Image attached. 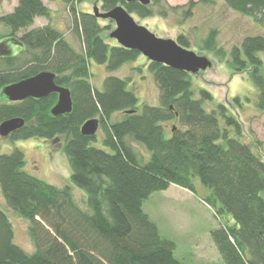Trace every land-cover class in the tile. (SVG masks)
I'll use <instances>...</instances> for the list:
<instances>
[{"label":"trees","instance_id":"16d2710c","mask_svg":"<svg viewBox=\"0 0 264 264\" xmlns=\"http://www.w3.org/2000/svg\"><path fill=\"white\" fill-rule=\"evenodd\" d=\"M94 1L103 12L122 6L140 19L167 18L178 11L188 19L198 4L211 2L189 0L184 6L173 7L160 6L161 0H149L146 5L127 0ZM221 1L229 10L264 25V0ZM61 2L68 9L71 30L82 51L52 25L30 28L36 18L48 20L51 16L42 0H18L12 12L0 16V23L9 28L7 35L0 36L6 38L0 42V93L42 71L54 73L55 84L70 91L72 110L52 116L58 97L55 93L10 103L0 94V124L11 118L24 119L20 129L0 138V146L2 139L65 137L70 179L85 192L88 210L77 206L68 185L56 188L26 171L22 151L0 155L3 202L27 222L26 233L35 247L34 252L26 253L15 244L13 225L0 208V264H183L174 257L175 244L160 236L142 205L153 192L170 185L196 194L195 179L211 190L202 200L213 208L215 216L230 215L233 222L227 225L221 221L210 233L223 263L264 264V161L248 143L229 135L231 128L240 135L238 120L220 103L207 111L204 103L213 104V98L202 90L195 99L188 73L149 60L146 69L160 90V106L141 104L129 88V78L107 76L102 90L94 87L91 61L114 72L141 55L104 39L107 28L100 25L101 19L79 8L91 0ZM206 35L196 42L200 49L219 60L228 57L227 66L235 73L248 72L257 89L256 107L264 114V63L259 56L264 53V36L244 37L227 56L216 44L217 30L211 28ZM8 41L20 47L18 54L11 53ZM176 42L186 49L191 45L184 33L178 34ZM96 118L103 135L100 142L107 151L92 146L97 143L96 135L80 133L87 120ZM171 121L178 125L167 131L166 124ZM129 141L144 146L150 154L148 161L140 160Z\"/></svg>","mask_w":264,"mask_h":264},{"label":"rangeland","instance_id":"374dc122","mask_svg":"<svg viewBox=\"0 0 264 264\" xmlns=\"http://www.w3.org/2000/svg\"><path fill=\"white\" fill-rule=\"evenodd\" d=\"M0 16L12 12L17 5L18 0H0ZM48 9H51V16L46 18H36L30 28L52 25L54 28L64 34V37L77 51H82V45L71 30V19L68 9L65 8L61 0H42ZM189 0H166L160 1V6L166 4L177 7L184 6ZM197 1V0H193ZM94 7L102 11L100 3L91 0V2L81 3L80 10L93 12ZM193 16L183 19L180 11L177 14L169 13L167 18L158 15L151 18L140 19L132 15L134 21L153 33L156 37L163 39H172L177 41L178 34L184 33L189 36L191 45L188 48L198 56L206 57L211 67L191 74V89L195 99L200 98L202 90L207 91L213 98V104L204 103V108L210 111L214 104L220 103L228 108L229 113L238 120L241 129L240 135H237L234 128L230 129L229 135L238 137L243 143H248L253 152L264 161V114L256 107L257 89L253 85L250 75L244 73H235L227 66V59L219 60L212 53L200 49V39L205 38L211 28L217 30V45L222 47L226 55L233 45L240 46L242 39L246 36L263 35L264 25L255 22L254 19L237 12L229 10L221 0H211L209 3L198 4L193 9ZM100 25L107 28L103 32L104 39L109 43L116 42L109 38V34L115 29V24L107 19H101ZM9 28L0 23V36H5ZM21 32L18 34L20 35ZM6 38L0 39L5 41ZM12 54H18L20 47L8 41ZM228 56V55H227ZM259 56L264 63V53ZM148 59L139 56L136 62H127L114 72H109L106 67L95 62L89 63V72H91L90 82L94 87L102 90L103 81L107 76L119 77L120 79L129 78V88L135 92L139 102L160 106L159 94L156 81L152 73L146 69ZM140 67V71L133 68ZM239 98V102L234 99ZM2 98H0V101ZM116 116V115H115ZM120 114L115 118L118 119ZM176 121L166 124L169 131L173 126H177ZM221 128L224 127L223 120L220 121ZM97 143L92 146L106 148L100 142L102 139L101 128L96 132ZM170 133H166L169 137ZM245 141V142H244ZM257 141V143H256ZM66 139L59 136L55 140L35 138L23 139L21 141L9 142L2 139L0 146V155L12 153L14 149L24 153L26 160L25 170L36 176L40 180L48 182L54 187H70L72 198L78 207L87 211V200L85 192L77 188L70 179L71 169L69 158L65 152ZM259 142V144H258ZM141 161H148L150 154L143 145L128 142ZM258 149V150H257ZM196 194L183 190L177 185H170L164 191L153 192L144 200L142 208L153 223L159 229V234L164 239H169L175 244L174 257L183 264H224L223 259L215 248L210 233L219 228L220 222L227 225L233 223L230 215L220 214L215 216V211L209 205H206L202 199L207 198L211 190L204 187L198 179H195ZM217 209L220 207L216 204ZM0 208L7 214L11 225H13L14 242L21 246L26 253L35 251L29 235H27V222L14 214L3 202L0 193Z\"/></svg>","mask_w":264,"mask_h":264},{"label":"water","instance_id":"95a60500","mask_svg":"<svg viewBox=\"0 0 264 264\" xmlns=\"http://www.w3.org/2000/svg\"><path fill=\"white\" fill-rule=\"evenodd\" d=\"M137 1L142 5L148 4L149 0H127ZM93 15L99 19H107L115 24V29L109 34V38L126 49L140 53L145 59L154 63H161L176 70H182L191 74L204 71L211 67L210 61L204 56H198L190 49L177 44L172 39L156 37L147 27L139 25L133 17L122 6H115L109 11H102L97 7L93 9ZM55 74L42 71L31 78L10 84L1 91V97L7 102H21L28 98L42 99L55 93L57 101L51 109L52 116H60L70 113L72 110L71 94L68 88L60 87L54 82ZM24 125V119L11 118L1 122L0 138L7 137L12 132ZM99 125L98 119L87 120L80 129L82 136H94Z\"/></svg>","mask_w":264,"mask_h":264}]
</instances>
